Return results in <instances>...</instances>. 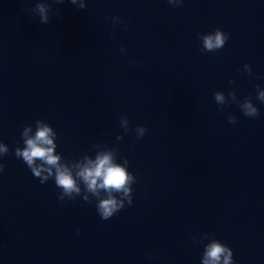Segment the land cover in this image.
<instances>
[{"label":"clouds","instance_id":"1","mask_svg":"<svg viewBox=\"0 0 264 264\" xmlns=\"http://www.w3.org/2000/svg\"><path fill=\"white\" fill-rule=\"evenodd\" d=\"M62 3L63 0H57ZM78 0H70L71 4H77ZM172 3V0H169ZM80 9H84V4H79ZM36 11L40 15L41 23H49L47 15L48 7L43 3H37ZM229 39L227 33L219 28L215 29L211 34L202 35L203 51L214 52L224 47ZM123 50V49H122ZM249 75H252L250 65L245 64ZM230 83L232 81H229ZM257 99L264 103V91H260V86L257 85ZM214 99L222 102L224 97L216 92ZM243 114L249 118L259 116V110L253 106L251 98H246V102L241 105ZM121 123L128 125L127 116H120ZM235 116H229V123H236ZM38 128L34 137L27 138V133L30 128H25L22 132V139L25 147L15 148V156L24 161L27 167L31 170L34 177L39 178L41 184L46 183L49 179H54L56 186L62 190L59 193L58 199L64 201V196H71L72 193L79 194L80 188L77 184V177L83 181L87 190L94 195H98L97 189H104L108 195L104 199H99L96 203V209L102 220H108L116 215L125 205L132 204L131 184L134 182V177L128 173L125 168L114 164L110 154L97 156L95 162L89 161L87 165L80 167V170L73 176L69 168L60 163V156L54 154L56 145L53 143L55 135L52 128L46 124H41V120L36 121ZM136 131L139 133L138 139L142 138L147 129L144 126H138ZM9 152L8 146L0 143V156ZM4 170V165L0 164V172ZM43 173H47L44 175ZM122 193L123 199L118 200L113 193ZM87 199V198H85ZM207 235V234H205ZM196 240V237H193ZM202 264H235L233 260V251L225 243L217 239H213L211 243L204 246Z\"/></svg>","mask_w":264,"mask_h":264}]
</instances>
